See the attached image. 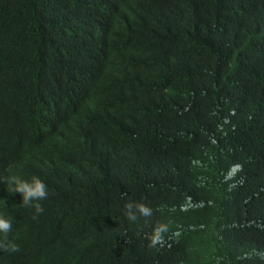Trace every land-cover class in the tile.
Masks as SVG:
<instances>
[{
  "label": "trees",
  "instance_id": "1",
  "mask_svg": "<svg viewBox=\"0 0 264 264\" xmlns=\"http://www.w3.org/2000/svg\"><path fill=\"white\" fill-rule=\"evenodd\" d=\"M0 214V264H264V0H0Z\"/></svg>",
  "mask_w": 264,
  "mask_h": 264
},
{
  "label": "clouds",
  "instance_id": "2",
  "mask_svg": "<svg viewBox=\"0 0 264 264\" xmlns=\"http://www.w3.org/2000/svg\"><path fill=\"white\" fill-rule=\"evenodd\" d=\"M240 171V166L236 165L230 168L226 174V179L232 178ZM2 181L9 186V192H18L22 197V206L34 210L33 219H37L44 212V207L40 203L48 198L47 185L38 176L33 175L30 179H25L20 175H10L2 178ZM124 215L135 222L140 216L148 217L151 215V209L148 205L140 202H129L124 206ZM13 230L12 220L6 215L0 214V251L16 253L20 251L19 246L13 239H9V233ZM159 239L153 238V245L159 243Z\"/></svg>",
  "mask_w": 264,
  "mask_h": 264
}]
</instances>
